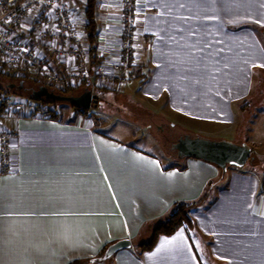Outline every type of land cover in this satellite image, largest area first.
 <instances>
[{"label":"crops","instance_id":"crops-1","mask_svg":"<svg viewBox=\"0 0 264 264\" xmlns=\"http://www.w3.org/2000/svg\"><path fill=\"white\" fill-rule=\"evenodd\" d=\"M120 4L98 0L100 61L117 57ZM72 6L89 44L86 1ZM137 12L133 71L110 90L137 88L149 113L188 131L180 121L237 132L247 109L264 106V0H138ZM30 111L6 119L15 136L12 169L0 173V264H70L121 239L131 246L96 264H264V173L229 167L221 179L210 162L169 156L168 164L108 135L87 112ZM212 182L210 199L191 211L194 234L181 227L140 250L150 224Z\"/></svg>","mask_w":264,"mask_h":264},{"label":"built area","instance_id":"built-area-1","mask_svg":"<svg viewBox=\"0 0 264 264\" xmlns=\"http://www.w3.org/2000/svg\"><path fill=\"white\" fill-rule=\"evenodd\" d=\"M137 5L138 0H121L117 57L94 63L90 45L78 29L72 0H0V76L30 75L42 85L57 89L66 79L59 68L65 67L63 73L69 77L78 70L79 78L91 77L94 83L108 88L123 87L134 68L139 35ZM26 104L21 97L15 100L11 93L0 91V173L12 169L10 148L15 131L6 123L7 114L13 109L20 111ZM29 109H34L32 104Z\"/></svg>","mask_w":264,"mask_h":264},{"label":"rangeland","instance_id":"rangeland-1","mask_svg":"<svg viewBox=\"0 0 264 264\" xmlns=\"http://www.w3.org/2000/svg\"><path fill=\"white\" fill-rule=\"evenodd\" d=\"M75 73L78 74V70H76ZM62 74L66 76V79L64 80V86L67 85L66 87H74L79 91L82 89L84 90V88L87 86H91L94 90V93L100 97L97 104L93 103L91 108L86 110L88 114L93 116L98 129L107 133L108 135L116 137L117 139L126 141L127 143H130L132 145L151 151L163 161L168 162V164L173 163V159L168 157L174 155V152L170 151L165 143L161 141L160 133L157 130V125L166 124L168 126H171V122L152 113L146 114V112H148L149 110L147 104H145L146 106H144L143 101L139 100L137 88H130L133 82L128 85L130 88V92L127 91L124 94H120L119 92L110 90L118 89L117 85L112 86V88L109 87V89L108 87H104L102 85L94 83L93 80H91V77L79 78L77 77V74H72V79V76L69 77L67 72L66 74L62 72ZM23 80L26 83V87H39L38 83L34 80V77L30 75H14L12 77L1 75L0 91H8V89H10L8 86L9 84L19 85ZM8 92L12 94L13 99L16 100L21 97L28 102V104H26V107L21 109L22 112L27 111L31 113L29 104H32L33 107L36 106V101L29 98L31 94L27 90L21 92L16 89H10V91ZM262 94L264 96V92H262ZM132 107H136L140 110L139 117L137 116L138 113L133 112ZM258 107L253 106L245 111L243 123L240 126L239 131L237 132L215 128H206L205 126L196 128L192 126L189 127L182 121H180L183 125L182 127L191 129L190 131L192 132L183 130L175 125L173 126V132L175 134V137H180L185 133H190L193 135H199L215 140H228L235 143H248L252 148L251 156L253 157V159L248 161L243 167L230 166V168L235 167L239 170L246 167L264 173V106L260 108ZM45 109L54 110V113L57 116H70L75 114L76 112H79L78 108L72 107L69 104L62 102L58 103L57 105L53 103L46 104ZM13 111L18 110L13 109ZM159 111L163 112L162 109H159ZM2 113L6 112L4 111ZM44 113L48 114V112ZM248 119H251V121L249 123V129L247 130V126H245V124ZM158 222L159 221H156L148 226L149 229H151L150 237H152L153 229L158 224ZM148 237L149 236H147L146 240H143V242L148 241L150 239V237ZM202 254L206 256L207 253H205L204 250Z\"/></svg>","mask_w":264,"mask_h":264},{"label":"water","instance_id":"water-1","mask_svg":"<svg viewBox=\"0 0 264 264\" xmlns=\"http://www.w3.org/2000/svg\"><path fill=\"white\" fill-rule=\"evenodd\" d=\"M24 88V82L19 85L11 84L10 88ZM31 97L35 100L44 98L67 102L75 107H80L85 110L91 108L92 104L99 102L97 94L93 90L86 89L78 95H62L58 94L45 85H40L38 88H31ZM172 155L178 160L185 158H198L210 162L218 166L221 170V179L226 177L230 166L243 167L248 161L252 160V148L248 143H235L228 140H215L205 138L199 135L185 133L172 145ZM131 240L121 239L109 245L103 257L99 258L98 262H105L113 256L118 250L131 246Z\"/></svg>","mask_w":264,"mask_h":264},{"label":"trees","instance_id":"trees-1","mask_svg":"<svg viewBox=\"0 0 264 264\" xmlns=\"http://www.w3.org/2000/svg\"><path fill=\"white\" fill-rule=\"evenodd\" d=\"M97 3H98V0H86V9H85V15H86L87 20H88L87 25H86V31H87V35H88L87 39H88L89 45H90V55H91V58L94 60V63H97L100 61V59L98 58V56L96 54V48L94 46L95 36H96V26H97V20H96ZM133 73H136V72L134 71ZM6 76L12 77L14 75L9 74ZM34 80L38 83L39 86L42 85L36 78H34ZM23 82H24V88L23 89H19L18 87H15L14 89L21 91V92H23L25 90L30 92L29 91L30 87H26V83L24 80H23ZM10 85L11 84L8 85L9 88H10ZM66 86H64V84H63L62 88H57V89L56 88H50V90H52L58 94H62V95H78V94H81L86 89L93 90V88L91 86H89V87L87 86L84 88V90L82 89L80 91L78 89L76 90L74 87L71 88V87H66ZM10 89H8V91H10ZM93 92H94V90H93ZM29 98L36 101V106L34 107L36 112H48V114L51 117L57 116L54 113V110L45 109V107H46V104H52L53 103V104L57 105L58 103H60L59 101H54V100H50L47 98H44L42 100H35L31 97V95ZM97 98H98V100L100 99L99 96H97ZM62 103L69 104L67 102H62ZM69 105L72 106L71 104H69ZM72 107H75V106H72ZM75 108H78L79 111H81V112H85V113L87 112L83 108H80V107H75ZM132 108H133V112L138 113L137 116L139 117L140 110L136 107H132ZM2 109H3V107L1 108V110ZM147 113L149 114V112H146V114ZM214 186H215V182H212L210 184L209 188L202 195V197L200 199H198L197 201H194V202H184V201L175 202L173 204L172 212L169 215L158 220L159 221L158 224L153 229L152 237L148 241H144V242L142 241V242L137 243L140 250L141 251H149V250L153 249L154 246L156 245L158 239L161 236L172 235L176 231H178L181 227H184L185 229H187L189 234H191V235L194 234L197 231V226H196V222H195L194 218L191 216V211L196 206H198V205L206 202L208 199H210ZM109 245L106 248H104V250L101 252L100 255H98L94 258H87V259H82V260L80 259V260H76L70 264H96V263H100L97 260L104 256Z\"/></svg>","mask_w":264,"mask_h":264},{"label":"flooded vegetation","instance_id":"flooded-vegetation-1","mask_svg":"<svg viewBox=\"0 0 264 264\" xmlns=\"http://www.w3.org/2000/svg\"><path fill=\"white\" fill-rule=\"evenodd\" d=\"M30 89H31V87H30ZM157 130L160 133L161 141L165 143V145L168 147V149L170 151H172L171 150L172 145L179 138V137H175V134L173 132V127L168 126L166 124H162V125H157Z\"/></svg>","mask_w":264,"mask_h":264},{"label":"snow or ice","instance_id":"snow-or-ice-1","mask_svg":"<svg viewBox=\"0 0 264 264\" xmlns=\"http://www.w3.org/2000/svg\"><path fill=\"white\" fill-rule=\"evenodd\" d=\"M165 243H169V241H165Z\"/></svg>","mask_w":264,"mask_h":264}]
</instances>
